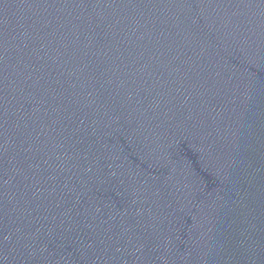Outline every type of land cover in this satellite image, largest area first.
Instances as JSON below:
<instances>
[{"label": "water", "instance_id": "95a60500", "mask_svg": "<svg viewBox=\"0 0 264 264\" xmlns=\"http://www.w3.org/2000/svg\"><path fill=\"white\" fill-rule=\"evenodd\" d=\"M0 264H264V0H0Z\"/></svg>", "mask_w": 264, "mask_h": 264}]
</instances>
